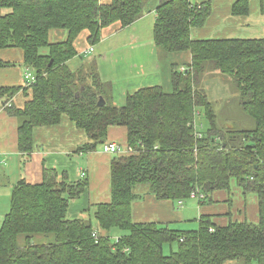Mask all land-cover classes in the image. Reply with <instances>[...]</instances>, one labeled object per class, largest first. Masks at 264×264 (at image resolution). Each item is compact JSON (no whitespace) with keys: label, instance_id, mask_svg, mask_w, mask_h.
<instances>
[{"label":"trees","instance_id":"obj_1","mask_svg":"<svg viewBox=\"0 0 264 264\" xmlns=\"http://www.w3.org/2000/svg\"><path fill=\"white\" fill-rule=\"evenodd\" d=\"M148 1L0 0V9L7 10L0 15V51L19 49L35 78L30 88L0 87V109L18 120L23 160L34 150V129L58 125L63 117L86 135L76 154L103 148L109 127L126 130L129 152L112 156L110 201L91 206L87 220L67 218L69 203L88 188L86 178L70 183L66 174L43 168L40 184L17 181L0 225V264H264V38L192 40L191 30L204 27L211 14V1L158 0L153 25L158 59L190 57L183 70L170 65L169 92L142 87L117 106L108 96L110 84L100 79L97 57L87 51L77 70L68 67L81 33L94 47L104 29L114 24L124 29L140 19ZM249 3L235 0L232 16H248ZM52 31H64L66 38L50 42ZM15 65L0 58V69ZM208 68L231 83L241 110L255 122L253 130L218 127L202 88ZM19 92L27 97L23 107H6ZM99 97L103 107L97 106ZM199 116V127L201 118L207 126L198 132L193 123ZM231 181L243 195L257 196L256 224L216 226L202 216L197 230L177 231L132 221L131 205L143 198L138 186L159 201H185L196 191L203 196L198 203L209 204L212 193L228 191ZM36 235H52L53 241L32 243Z\"/></svg>","mask_w":264,"mask_h":264},{"label":"crops","instance_id":"obj_2","mask_svg":"<svg viewBox=\"0 0 264 264\" xmlns=\"http://www.w3.org/2000/svg\"><path fill=\"white\" fill-rule=\"evenodd\" d=\"M200 4L208 0H191ZM211 14L204 27L192 29V40L211 39H263L264 0H250L248 16H232L231 8L235 0H210ZM109 0H99L107 3ZM158 0H149L143 16L127 28L114 24L102 32V40L90 48L86 42L87 33H81L75 47L77 56L68 62L71 71L81 65V56L88 53L97 57V67L102 82L110 84L109 98L117 106L125 104L126 96L142 87L164 86L168 83L167 67L180 65L183 70L190 57L187 53L178 54L186 64H179L157 57L153 43V25ZM59 41L66 38L64 31H52ZM51 33L49 37L51 36ZM184 56V57H183ZM3 61L13 62L14 67L0 69V87L21 86L25 66L22 53L14 49L0 51ZM27 97L19 92L8 105L22 108ZM18 120L0 109V185L11 190L20 179L29 184L42 182L43 168L55 170L58 175L66 174L67 182L87 179L88 188L78 199L69 203L67 218L87 220L90 207L110 201V162L113 154L102 148L87 154H76L77 148L86 142V135L77 129L66 117L58 125L34 129V150L28 161H24L17 148ZM115 143L122 150L126 148V130L122 127H109L106 144ZM126 151L120 155H126ZM85 173L84 178L80 177ZM136 193L143 198L132 203L131 217L134 223H155L168 225L177 231L198 229V221L208 216L216 226H226L230 222H258V203L255 194L243 195L235 181H231L228 191H215L211 203L195 202L179 205L177 201H159L148 193L146 186H138ZM194 200V199H191ZM194 225L197 228H194ZM189 229V230H188ZM117 238V237H116ZM227 264H234L228 262Z\"/></svg>","mask_w":264,"mask_h":264},{"label":"rangeland","instance_id":"obj_3","mask_svg":"<svg viewBox=\"0 0 264 264\" xmlns=\"http://www.w3.org/2000/svg\"><path fill=\"white\" fill-rule=\"evenodd\" d=\"M7 10L0 9V15L6 13ZM50 42H57L59 39H55L52 36L49 37ZM16 51L21 52L19 49ZM41 52H46V49H41ZM167 59H170L171 62L176 63L179 57V64H186L187 60H183L180 55H165ZM184 57V56H183ZM28 68H25V70ZM170 72L169 66L167 67L168 74ZM202 88L208 96V99L212 102L216 114V122L218 127H230L234 131H243V130H253L255 128L254 120L247 116L239 106V97L237 92L231 86L228 80H226L224 76L220 75L215 71H211V69H207L206 73L203 76ZM165 92L170 91L169 82L163 86ZM198 116V114H196ZM198 129L202 130V128H206L207 124L201 118L202 127H199L200 116L197 118ZM10 194L11 190L8 189L4 185H0V225L2 224L4 216L9 212V203H10ZM186 203L195 202V200L188 199L185 201ZM197 226L194 225V228ZM189 230V229H188ZM52 235H36L32 238V243H47L52 242ZM115 241V238L112 239V242ZM18 245H24V236L18 237ZM172 250L176 249V246L173 245L171 247ZM169 247L165 246L164 252L168 253ZM234 264H238V262H234Z\"/></svg>","mask_w":264,"mask_h":264},{"label":"built area","instance_id":"obj_4","mask_svg":"<svg viewBox=\"0 0 264 264\" xmlns=\"http://www.w3.org/2000/svg\"><path fill=\"white\" fill-rule=\"evenodd\" d=\"M88 52H89V53H92V52H93V47L89 48V49H88ZM34 81H35V78H34L32 72H31L29 69H26L25 72H24V76H23V84H22V87H23V88H30V86H31L32 84H34ZM7 106H9V105L7 104L6 107H7ZM193 125H194V129H195V131H196V130L198 131V124L194 121ZM198 132H199V131H198ZM196 136H197V138H200V137H201V135H200L199 133H197ZM102 150H103V152H105V153H109V154H113V155H114V154H118V155H120V153H123V151H126L127 153H129L128 150H127V148H125L124 150H122V149H121L120 147H118V145H116L115 143L105 144V145L103 146ZM127 153H126V154H127ZM84 176H85V173H81V174H80V177H81V178H84ZM202 198H203V196H202V195H199L198 192H196V191L192 192V193L190 194V196H189V199H194V200H197V201H198L199 199H202ZM177 203H178L179 205H182L183 201L178 200ZM211 231H212V230H211ZM92 236H93L95 239H97V234H96V232H94V233L92 234ZM115 240H116V238H115Z\"/></svg>","mask_w":264,"mask_h":264},{"label":"water","instance_id":"obj_5","mask_svg":"<svg viewBox=\"0 0 264 264\" xmlns=\"http://www.w3.org/2000/svg\"><path fill=\"white\" fill-rule=\"evenodd\" d=\"M105 105V101L102 97H99L98 102H97V106L98 107H103Z\"/></svg>","mask_w":264,"mask_h":264}]
</instances>
